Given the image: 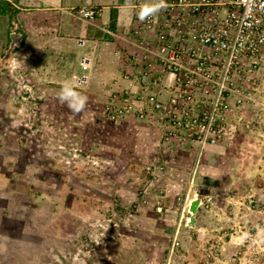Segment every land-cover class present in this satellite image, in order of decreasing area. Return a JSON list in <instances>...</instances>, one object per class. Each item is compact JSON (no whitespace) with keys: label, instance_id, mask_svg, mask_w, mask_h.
Here are the masks:
<instances>
[{"label":"rangeland","instance_id":"obj_1","mask_svg":"<svg viewBox=\"0 0 264 264\" xmlns=\"http://www.w3.org/2000/svg\"><path fill=\"white\" fill-rule=\"evenodd\" d=\"M60 1L0 0V264H264V73L245 104H227L216 172L195 159L167 190L173 158L119 128L132 105L71 111L56 81L75 55L27 44L26 9Z\"/></svg>","mask_w":264,"mask_h":264},{"label":"crops","instance_id":"obj_2","mask_svg":"<svg viewBox=\"0 0 264 264\" xmlns=\"http://www.w3.org/2000/svg\"><path fill=\"white\" fill-rule=\"evenodd\" d=\"M172 1L166 0L167 5ZM133 2L139 5L142 0H133ZM123 5L124 0H61L54 8L26 9V15L29 16L25 19L21 18L18 24L22 27L28 45L36 41L32 44L34 49L41 50L46 45L49 49L64 51L65 55H75L74 72L72 74H68L66 70L59 72L60 81L56 82L70 81L72 86L78 89L77 92L87 97L84 109L90 108L85 110L89 117L93 116V111L96 115L99 114L107 104L115 105L122 102L124 106L126 101L131 104L133 110L128 117L129 121L119 122V128L128 123L131 132L136 135L135 143L148 141L150 145L144 144L143 148L146 150L147 146L150 150L152 147L149 153L152 158L158 157L159 154L173 158L165 187L167 190L172 187H183L182 184L186 181L184 174L193 169L192 161L195 159L194 171L197 172L201 163L202 171H206L207 158H209L207 162L210 170L212 167L210 158H213L212 162L215 163L212 169L214 173L216 172L221 163L219 156L217 158L218 152H221L218 149L221 147L222 151L225 150L229 146V140L226 137L225 140L218 142L219 145H209L200 149L194 141L167 139L165 133L167 126L159 119L156 112L144 113L142 118L139 117L137 112L151 109L146 100L149 94H154L161 100L169 95L167 87L172 85V80L163 72L159 61L158 36L164 33L174 45L180 43L179 33L174 26L181 19V14L175 12L172 16H167L165 9L152 16V26L146 28L147 21L137 18V9L125 8ZM81 8L95 10L97 14L95 19L86 21L76 16V11ZM29 23H32L31 33H29ZM40 23L44 26L49 24L48 33H44L45 40L34 35L36 31L33 25ZM52 23L56 24L55 29H52ZM188 29L189 26L185 25L183 37L185 40L188 37ZM83 58L89 61L87 72H82L80 67ZM12 73L17 74V72ZM78 76H83L87 83H74L73 78ZM261 77L262 74H259L256 79L258 87ZM27 81L30 85V79ZM151 116L153 117L150 118ZM147 117L151 120H145ZM153 151H156L154 155Z\"/></svg>","mask_w":264,"mask_h":264},{"label":"built area","instance_id":"obj_3","mask_svg":"<svg viewBox=\"0 0 264 264\" xmlns=\"http://www.w3.org/2000/svg\"><path fill=\"white\" fill-rule=\"evenodd\" d=\"M166 12L181 14L174 26L180 43L158 36L159 61L172 85L164 100L148 95L150 112L167 126V139L194 141L200 149L215 145L224 134L227 104H245L264 73V0H173ZM76 14L86 21L97 15L87 8ZM152 20H144L146 28ZM80 67L88 70L87 58Z\"/></svg>","mask_w":264,"mask_h":264},{"label":"clouds","instance_id":"obj_4","mask_svg":"<svg viewBox=\"0 0 264 264\" xmlns=\"http://www.w3.org/2000/svg\"><path fill=\"white\" fill-rule=\"evenodd\" d=\"M123 7L137 9V18L144 21L165 10L168 5L166 0H142L139 5H136L133 0H124ZM58 98L66 103L71 111L76 113L81 112L87 104V97L77 92L71 82L67 80L61 84ZM255 232L256 238L264 237V227L257 225ZM240 239L241 241L251 240L253 237L250 233L245 232L241 235Z\"/></svg>","mask_w":264,"mask_h":264}]
</instances>
